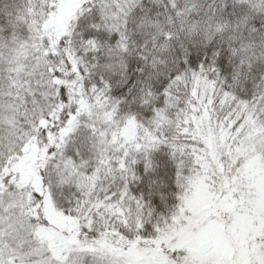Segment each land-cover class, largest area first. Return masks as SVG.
<instances>
[{
	"label": "snow or ice",
	"instance_id": "6c2138e0",
	"mask_svg": "<svg viewBox=\"0 0 264 264\" xmlns=\"http://www.w3.org/2000/svg\"><path fill=\"white\" fill-rule=\"evenodd\" d=\"M0 264H264V0H0Z\"/></svg>",
	"mask_w": 264,
	"mask_h": 264
}]
</instances>
